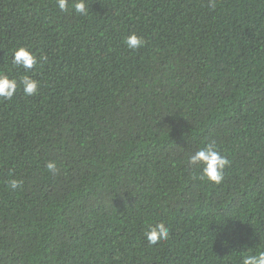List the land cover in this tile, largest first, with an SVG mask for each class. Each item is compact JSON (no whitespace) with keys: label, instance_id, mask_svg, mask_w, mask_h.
<instances>
[{"label":"trees","instance_id":"obj_1","mask_svg":"<svg viewBox=\"0 0 264 264\" xmlns=\"http://www.w3.org/2000/svg\"><path fill=\"white\" fill-rule=\"evenodd\" d=\"M74 3L0 0V71L39 82L0 100V264H242L264 250V0ZM132 33L143 47L127 48ZM19 47L31 71L12 64ZM212 141L229 160L220 184L188 165ZM156 223L169 238L152 245Z\"/></svg>","mask_w":264,"mask_h":264},{"label":"clouds","instance_id":"obj_2","mask_svg":"<svg viewBox=\"0 0 264 264\" xmlns=\"http://www.w3.org/2000/svg\"><path fill=\"white\" fill-rule=\"evenodd\" d=\"M57 6L61 11H67L69 0H56ZM209 7H215V0H209ZM73 8L76 13L87 15L88 9L85 0H75ZM124 43L127 48L136 50L144 46L145 41L136 33H132L125 38ZM40 60H46L41 56ZM38 63L37 56L28 48L19 47L13 52L12 64L16 68H22L26 72L31 71ZM23 89L25 96H34L38 92L39 82L25 74L19 78L11 76L9 73L0 71V100H11L19 88ZM188 165L201 173V178L207 179L214 184H220L224 179V170L229 165L227 157L222 156L217 148L215 141L208 143L205 147L198 149L188 158ZM47 169L53 174L57 171L55 162H48ZM22 181L12 179L8 187L15 191L20 188ZM146 239L152 245L158 242L167 241L169 229L163 223L149 225L145 233ZM242 264H264V250L248 252L242 256Z\"/></svg>","mask_w":264,"mask_h":264}]
</instances>
